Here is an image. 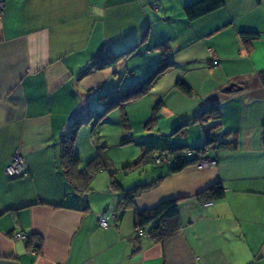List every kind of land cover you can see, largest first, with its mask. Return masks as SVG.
<instances>
[{
    "label": "crops",
    "instance_id": "1",
    "mask_svg": "<svg viewBox=\"0 0 264 264\" xmlns=\"http://www.w3.org/2000/svg\"><path fill=\"white\" fill-rule=\"evenodd\" d=\"M192 1L4 0L0 264H264V82L259 78L264 0H224L189 20L183 7ZM241 31L257 37L245 44ZM101 56L115 61L96 68L93 62ZM160 64H166L164 71L150 88L159 97L155 121L160 110L170 114L169 94L188 100L177 103L189 107L171 118L172 129L186 122L171 146L198 147L210 129L218 140L205 157L215 163L187 164L175 172L159 165L145 176L147 181L163 175L157 185L118 216L121 190L110 175L101 170L81 190L67 181L60 141L76 119L89 121L94 104L101 108L99 94L129 85L134 75L144 79ZM178 79L189 92L177 86ZM230 82L241 88L225 90ZM212 105L218 107L217 118L189 121ZM191 124L200 128L195 141L186 137L196 130ZM73 149L78 155L74 141ZM14 151L23 156L26 176L5 173ZM214 183L224 193L205 204L196 193ZM173 198L178 200L174 234L153 241L150 224L136 231L137 211ZM101 216L108 219L106 227L99 225ZM15 232L26 236L14 237Z\"/></svg>",
    "mask_w": 264,
    "mask_h": 264
},
{
    "label": "trees",
    "instance_id": "2",
    "mask_svg": "<svg viewBox=\"0 0 264 264\" xmlns=\"http://www.w3.org/2000/svg\"><path fill=\"white\" fill-rule=\"evenodd\" d=\"M223 3L224 0H194L186 4L183 7V11L186 15V18L192 20L222 6ZM240 36L242 41L246 44L255 39L257 37V33L250 31H241ZM114 61L115 58H111L109 56H101L94 60L93 64L96 68H102L111 65ZM165 65L166 64H160L146 78L135 82L129 87L123 89H115L99 94L97 98L102 106L101 110L97 111L95 115L102 118L101 115H104V113H106L109 109L115 106L123 107L125 104L145 94L164 71ZM259 78L262 82H264V71L259 72ZM176 84L183 91H190L189 86L184 81L178 79L176 81ZM158 107V103H156L152 107V110L150 112L151 115L149 117L150 122L155 121ZM218 115L219 111L217 105H212L195 114L192 118L189 119V121L202 124V122L208 120L209 118H217ZM80 123L81 120L76 119L70 125L66 136L61 139L60 156L63 174L66 177L67 181H69L73 188H78L81 190L87 189L89 182L96 170H98L99 168L108 169V164L110 163L108 162L109 160L107 162L105 161V156L102 155V152H100V148H98L94 157L91 158V160L85 165V167L81 169L78 168L79 158L77 153L73 149V141ZM185 124L186 122L177 126L176 129L173 130V132H177ZM206 132L207 133L205 141L198 147L190 148L184 145H166L162 148H157L154 146H150L142 153L141 158L139 157L136 163L141 162L142 160V162H152L156 166L167 163L170 164L168 170L169 172L178 171L187 164H193L205 158V152L207 151L208 146L218 140L215 132L211 133L210 129ZM224 144L225 142H218L217 145L221 146ZM231 144L234 146L235 141L231 142ZM185 149H192L194 152L188 155V150ZM162 153L166 154V159H159L157 161L156 156H160ZM110 175L112 177L111 184L121 190V196L116 207L118 216H120L125 211V209L133 202L134 198L137 195L155 187L159 180L163 177V175H157L150 180L139 182L129 187H122L120 186L118 181L113 178V174L110 173ZM223 193V186L220 183H214L197 192L196 197L201 201H210L220 198ZM177 214L178 200L176 198L165 199L161 200L151 208H144L140 211H137L134 214L133 223L136 228L150 224L148 230L150 238L153 241H162L177 231Z\"/></svg>",
    "mask_w": 264,
    "mask_h": 264
},
{
    "label": "rangeland",
    "instance_id": "3",
    "mask_svg": "<svg viewBox=\"0 0 264 264\" xmlns=\"http://www.w3.org/2000/svg\"><path fill=\"white\" fill-rule=\"evenodd\" d=\"M141 76L140 74L134 75L135 78L132 77L133 81L129 85L140 80ZM137 77L139 79H136ZM126 81L128 79L123 81V84ZM129 85L126 83L123 86L121 85L120 88L122 89ZM156 92L157 90L150 89L147 93L125 104L123 107L115 106L109 109L104 115H101L102 118L95 115L101 108L98 109L95 107L97 104H94V109H92L88 116L90 118L89 121H86L87 116H85V121L79 124L75 134L74 146L79 155V165L84 168L91 158L94 157L97 149L100 148V152L105 156V161L109 160L110 164H108V169L99 168L96 170L93 177L95 174L101 173L102 170L106 176H109L111 173L113 174V178L122 185L127 184L128 187L139 182H144L147 173L153 172V170L158 171L161 166H169L170 164L167 163L156 166L152 162H142L143 160L136 163L148 147H156L155 143L160 147L165 145L170 146L176 139H181L176 134L178 131L171 133V130L176 129V127L172 129L175 125L170 126L171 118L175 114H178L180 110H186L189 105H182H187L189 101L176 98L172 96V93L169 94L166 97V102H168V106L171 109L170 114H167L168 111L164 112L160 110V116L155 123L150 122V111L153 104L159 99V97H154ZM177 103L182 105H178ZM189 127H194L190 129L196 130L186 136L187 140H197L199 126L191 124ZM162 133L164 135H161ZM185 150L194 152L192 149ZM165 157V153L156 156L157 159H166ZM194 165L197 168H202V166L198 167L197 164ZM110 180H112L111 175Z\"/></svg>",
    "mask_w": 264,
    "mask_h": 264
},
{
    "label": "built area",
    "instance_id": "4",
    "mask_svg": "<svg viewBox=\"0 0 264 264\" xmlns=\"http://www.w3.org/2000/svg\"><path fill=\"white\" fill-rule=\"evenodd\" d=\"M4 0H0V13L3 11L4 9ZM213 64H216V60L212 61ZM188 150L187 154L190 155L192 154V152ZM157 161L159 159H156ZM215 163V158L213 157H205L197 162H195L194 164H197L198 167L202 166H209V165H213ZM5 173L9 176V177H23L26 176L28 174V171L24 165L23 162V156L19 151H14L11 156L9 157V159L7 160V163L5 165ZM205 204L210 203V201H204ZM99 225L106 227L108 225V219L106 217H99L98 219ZM137 232H141V230L139 228H136ZM26 235L24 233L21 232H15L14 233V237L17 238H22L25 237ZM37 252V248L35 243H33V245L31 246V254H36Z\"/></svg>",
    "mask_w": 264,
    "mask_h": 264
},
{
    "label": "water",
    "instance_id": "5",
    "mask_svg": "<svg viewBox=\"0 0 264 264\" xmlns=\"http://www.w3.org/2000/svg\"><path fill=\"white\" fill-rule=\"evenodd\" d=\"M232 88L240 89L241 86L238 85V84H236L235 82H230V83H228L227 86L224 87L225 90H230V89H232Z\"/></svg>",
    "mask_w": 264,
    "mask_h": 264
}]
</instances>
